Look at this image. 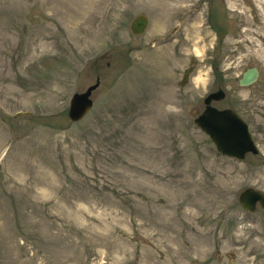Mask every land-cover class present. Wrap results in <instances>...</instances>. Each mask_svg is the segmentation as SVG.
<instances>
[{"label":"rangeland","instance_id":"rangeland-1","mask_svg":"<svg viewBox=\"0 0 264 264\" xmlns=\"http://www.w3.org/2000/svg\"><path fill=\"white\" fill-rule=\"evenodd\" d=\"M217 89L257 155L194 127ZM247 187L264 193V0H0V264H264Z\"/></svg>","mask_w":264,"mask_h":264},{"label":"water","instance_id":"water-1","mask_svg":"<svg viewBox=\"0 0 264 264\" xmlns=\"http://www.w3.org/2000/svg\"><path fill=\"white\" fill-rule=\"evenodd\" d=\"M147 19L139 16L131 23L134 34H140L145 29ZM189 73V71H188ZM257 79V70L251 68L243 72L239 86L247 87ZM98 81L88 87L83 93H75L70 99L68 116L71 121L81 120L92 107L91 95L98 87ZM224 93L219 91L210 94L205 100L207 105L204 112L197 117L195 124L200 127L215 144L217 150L224 156L242 160L245 154L252 152L257 155L251 136L245 123L231 110L217 111L210 107L213 100H221ZM239 203L247 211L252 212L259 203L264 207V194L254 188H247L239 194Z\"/></svg>","mask_w":264,"mask_h":264},{"label":"bare ground","instance_id":"bare-ground-1","mask_svg":"<svg viewBox=\"0 0 264 264\" xmlns=\"http://www.w3.org/2000/svg\"><path fill=\"white\" fill-rule=\"evenodd\" d=\"M181 1H183V0H181ZM188 2H190V1H188ZM188 2H187V3H188ZM188 9H189V8H188ZM198 15H199V14H198ZM196 16H197V15H196ZM196 16H195V17H196ZM195 17H194V18H195ZM197 53H198V51H197ZM197 81H198V80H197ZM201 81H203V79H200V82H201Z\"/></svg>","mask_w":264,"mask_h":264}]
</instances>
